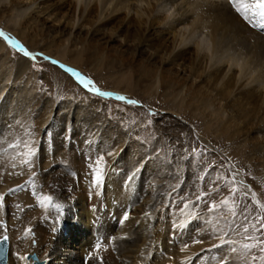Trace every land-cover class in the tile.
I'll use <instances>...</instances> for the list:
<instances>
[{"label": "bare ground", "instance_id": "bare-ground-1", "mask_svg": "<svg viewBox=\"0 0 264 264\" xmlns=\"http://www.w3.org/2000/svg\"><path fill=\"white\" fill-rule=\"evenodd\" d=\"M253 3L240 0L237 7ZM253 11L242 15L229 0H0V23L12 28L29 52L54 58L66 73L69 68L89 73L83 64L101 72L104 60L111 69L122 65L125 71L114 77L112 90L117 91L120 83L139 87L215 140L236 143L239 162L253 169L264 185V28ZM14 56L0 42L3 196L13 189L21 169L16 146L9 139L18 115L14 113L24 114L23 104L33 102V96L26 90L22 95L19 86L32 80L30 63L22 57L15 61ZM53 73L54 78L64 79L66 87L73 85L64 73ZM44 102L47 107L49 101ZM91 103L85 105L101 109L100 101ZM74 111L73 123L77 122ZM22 118L25 114L16 123ZM42 124L48 125V120ZM118 155L109 159L102 186L81 182L51 192L53 202L62 205L59 211L41 207L34 196L31 204L40 216L32 220L34 229L26 240L4 200L0 238L5 235L2 230L9 229L8 248L1 253L5 264H32L35 259L44 264H174L172 260L186 256L176 245L183 243L184 229L172 236V228L179 224L166 220L165 187L151 179L152 185L135 182L129 190L116 188L110 175L122 160ZM258 168L261 172H256ZM25 176L31 179L33 174ZM48 186L43 178L31 193H40L41 187L47 191ZM30 206L25 207L33 209ZM125 211L130 218L121 225ZM100 238L101 245L96 243ZM25 254L32 255L29 261L18 260Z\"/></svg>", "mask_w": 264, "mask_h": 264}, {"label": "rangeland", "instance_id": "rangeland-1", "mask_svg": "<svg viewBox=\"0 0 264 264\" xmlns=\"http://www.w3.org/2000/svg\"><path fill=\"white\" fill-rule=\"evenodd\" d=\"M0 31L4 33L0 36V42L15 54V61L20 57L28 60L29 75L32 79L27 84L22 81L19 85L22 95L26 90L33 96V102L23 104L26 118H22L20 124H17L19 123L17 120L24 114L21 115L19 110L15 111L14 115L18 114L15 116L17 123L15 122L11 128L9 138L16 146L15 153L21 163L13 187L17 191L11 194L9 192L4 196L6 202L4 203L12 209L11 215L16 216L13 221L19 232L24 235L25 229L30 228L28 238L33 231L32 220L40 216V211H36V207L31 204L35 198L30 194H32L31 190L39 188L43 178L50 183V186L46 188L47 191H43L44 187H41L40 193L54 196L60 188L78 187L81 182L85 186L91 182L89 157L94 160L97 156L103 155L107 166L109 159L119 154L122 160L110 175L111 181L117 183L116 188L120 186V189L129 190L135 182L137 184L145 182L143 184L145 186L152 185L153 183H149L151 179L155 184L159 182L165 187L162 193L168 194L165 203L166 220L174 223L173 225L179 224L172 228V236L175 232L177 236L181 235L184 229L187 238L184 239L183 235V243L176 245L182 248L185 243L189 245L183 250L186 256L179 260L175 258L172 260L174 264H221L225 257L228 258L227 264H262L260 260H252L253 256L262 255L259 248H254L247 254L231 253L228 246H224V249L208 251L213 245L220 243L215 238L220 234L219 229L228 231L226 223L241 225L242 229L243 224L246 223L245 215L251 221L256 217H264V208L257 205V202L264 205V185L260 183L262 180L256 178L257 175L254 176L253 169L239 162L235 153L237 150L235 148H238L236 143L215 140L213 134L191 124L189 119L174 114L162 102H158L157 96L145 94L139 87L129 88L124 83H120L117 91L112 90L114 77L125 71L122 65L111 69L107 60H104L99 66L101 72H97L92 65L83 64L91 74L90 71L88 73L73 68L82 77L93 82L85 88L74 75L68 71L66 73L64 70L66 68L61 67V63L54 58L36 51L30 52L35 59L25 57L19 48L13 47L5 39V36L10 37L29 51L19 42L12 28L9 26L6 28L0 23ZM112 56L111 58H115ZM44 57L48 59L45 60ZM52 61L57 63L53 64ZM53 70L64 73L65 78L73 85L66 87L64 79L54 78ZM93 88L112 95L99 96L92 90ZM116 96H123L125 100H117ZM43 99L49 101L47 107ZM95 100L101 103V109L97 111L93 107L86 106ZM127 100L138 101V104L130 105ZM70 105L72 106L69 111L67 106ZM72 109L75 110L73 116L77 118V122L74 123L70 115ZM44 119L48 120V125L42 124ZM65 147L67 152L62 149ZM193 148L198 153L202 151L204 154L192 153ZM29 149L36 152V156L31 158V166L24 163V160L28 159L25 153ZM184 149L188 151L185 152ZM69 154L73 159L78 157L77 160H70ZM34 166L39 169L34 171ZM257 171L261 172L260 168L256 169ZM31 173L33 174L31 179L25 176ZM133 173H135V181H129L128 177ZM233 174H235V183H226V180L232 181ZM144 178L147 180L145 181ZM232 187L237 189L235 195L230 191ZM201 192L207 193L204 197L207 203L197 200ZM226 198L230 199V203L227 206L221 205V201ZM187 201L193 203L185 210L184 204ZM212 202L218 205V211H209L208 205ZM233 203L236 212L234 220L231 211H228L233 207ZM26 205H31L30 208L33 209L27 210ZM17 217L23 218L17 219ZM260 224H264V220L259 221L257 227ZM4 229L1 230L9 236V229L6 228V231ZM248 234H252L251 228ZM256 235L264 239V233H256ZM173 238L170 237V241H173ZM232 238L245 242L242 236L232 235ZM193 239L203 243L193 244ZM173 247L175 251L177 246ZM7 248L8 242H6V250ZM24 256L29 257L28 261L32 257L28 254ZM184 258L186 259L182 260ZM35 260L32 264H44Z\"/></svg>", "mask_w": 264, "mask_h": 264}, {"label": "snow or ice", "instance_id": "snow-or-ice-1", "mask_svg": "<svg viewBox=\"0 0 264 264\" xmlns=\"http://www.w3.org/2000/svg\"><path fill=\"white\" fill-rule=\"evenodd\" d=\"M229 2L236 9V11L238 13H241L242 15L246 14V12L250 9H254L255 11H253V14L258 15L261 18L260 27L264 28V0H254L253 4L243 5L241 7H237V5L240 3V0H229ZM3 35H4V33L2 31H0V36H3ZM5 39H7L13 47L19 48L20 51L23 52L25 57H30L32 59H35V56L32 53H30L29 51L22 48L17 43V41L12 40L10 37H7V36H5ZM44 59L47 60L48 57H44ZM52 63L55 64V63H57V61H52ZM61 67H63V65H61ZM67 71L71 72L74 76H76L77 79L79 80V82L82 85H84L85 88H88L90 85H92L93 82L91 80L85 79L78 72H75L70 68L67 69ZM92 90L95 91L96 94L99 96H110V95H112L111 93L101 92L99 89H96V88H93ZM116 99L117 100H125V98L123 96H116ZM126 102L130 105H137L138 104V101H135V100H127ZM25 146L27 147L28 145L26 144ZM184 151L187 152L188 149H184ZM191 151H192V153H195L197 155H203L204 154L202 151L198 153L195 148H193ZM109 155H111V153H109ZM25 156L28 157V159H25L24 163L31 166V164H32L31 158L36 156V152L32 149H29V151L25 153ZM89 161L90 162L88 164V168L90 170L91 184L93 186L100 187L103 185L104 177H105L104 168L106 165L104 162V156L99 155L94 160H92V158L89 157ZM234 176H235V174H233L232 181L226 180L225 182L234 184L235 183ZM134 178H135V173H133L131 176H129L128 180L131 181ZM201 180H203V177H201ZM9 191L11 194V193L17 191V189H10ZM230 191L233 193V195H235L237 189L235 187H232V188H230ZM32 195L36 197V199H37V201L41 207H45V208L51 207V208H55L57 211H59L62 208L61 204L53 202L54 198L51 195H42L41 193H38V192H33ZM206 195H207V193L201 192V195L199 197H197V200L202 202V203H207V201L204 200V197ZM253 197H255V193H253ZM181 199H183V197H181ZM4 200H5V197L3 195H0V207H4ZM192 203H193L192 201L185 202L184 209L185 210L188 209L189 205ZM229 203H230L229 198H226L223 201H221V205H224V206H227ZM257 205H258V207L264 208V205L259 204V202H257ZM17 207H19V205ZM208 208H209L210 212L219 210L218 205L215 202H212L211 204H209ZM228 211H231L232 217L234 220L235 216H236L234 203H233V207L231 209H228ZM146 215H147V213H146ZM129 218H130L129 213L127 211H125V213L123 214V216L119 220V223L121 225H123L125 223V221L129 220ZM244 220L246 221V223L243 224L242 229H241V225H233L230 222L226 223V227L228 228V231H224L223 229H219L220 234L216 235L215 238L218 239L220 241V243L213 245L212 249H208V251H212L213 249H224V246H228V250H230L231 253L241 252L242 254H247V253L251 252L254 248H259L262 255L259 257L253 256L252 260L253 261L260 260L262 262V264H264V239H261L260 236L256 235V233H264V224H260V226L257 227V223L261 220H264V217H256V218H254V221H251V220H248V217L245 215ZM250 228H251L252 234H248ZM238 229H240V230L238 231ZM6 230L7 229L5 227V231ZM30 232H31L30 228L25 229L24 238H27V236ZM229 233H231L232 235H236V236H242V240L245 242H241L240 240L233 239L232 235H229ZM8 239H9V237L7 235H4L3 239L0 240V244L6 243ZM192 243L193 244L203 243V241L193 239ZM188 247H189L188 243H185L181 250L183 251V250L187 249ZM28 259H29V257H27V256H23V255L18 256V260H20L21 262H27ZM227 259L228 258L225 257L224 260L221 261V264H227Z\"/></svg>", "mask_w": 264, "mask_h": 264}]
</instances>
